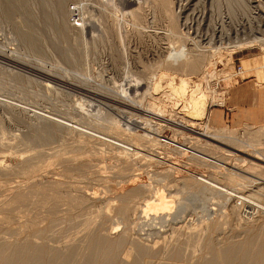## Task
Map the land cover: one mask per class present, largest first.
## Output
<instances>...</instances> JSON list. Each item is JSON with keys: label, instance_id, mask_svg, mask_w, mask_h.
Segmentation results:
<instances>
[{"label": "rangeland", "instance_id": "obj_1", "mask_svg": "<svg viewBox=\"0 0 264 264\" xmlns=\"http://www.w3.org/2000/svg\"><path fill=\"white\" fill-rule=\"evenodd\" d=\"M177 47L196 73L169 63ZM180 79L187 93L173 95ZM194 85L206 112L193 120ZM256 95L264 0H0V249L30 243L51 264H87L100 236L119 241L117 263L148 247L144 264L174 250L176 264H210L251 237L263 250L264 115H236ZM156 191L169 217L143 216Z\"/></svg>", "mask_w": 264, "mask_h": 264}, {"label": "bare ground", "instance_id": "obj_2", "mask_svg": "<svg viewBox=\"0 0 264 264\" xmlns=\"http://www.w3.org/2000/svg\"><path fill=\"white\" fill-rule=\"evenodd\" d=\"M189 1V0H186ZM24 5V4H23ZM56 5V4H55ZM185 6V5H184ZM22 7V6H21ZM57 8V7H56ZM54 10V9H53ZM54 12V11H53ZM52 13V12H51ZM134 14V13H133ZM49 16V15H48ZM90 16V15H89ZM50 17V16H49ZM54 17V16H53ZM51 19V18H50ZM23 23V22H22ZM23 30V29H22ZM221 30V29H220ZM219 31V30H218ZM27 32V31H26ZM25 33V31L23 32ZM21 34V32H20ZM254 41V40H253ZM259 42V41H258ZM174 43V42H173ZM174 45V44H173ZM177 45V44H176ZM247 46V45H246ZM171 47V46H170ZM262 49V48H261ZM173 50V51H172ZM168 52L167 57L170 61L169 63L172 65H176V69L181 70L183 72L192 74V73H196L197 69H198V62L196 58H192L190 56H187V53H185V51L183 49L180 48H176V49H172ZM162 53V52H161ZM166 54V53H165ZM198 55V54H197ZM196 55V56H197ZM195 56V55H194ZM224 59V58H223ZM169 68V67H168ZM172 68V67H171ZM184 74V73H183ZM168 85V89L173 93V95H177V96H181L184 95L185 93H187L186 91V82L183 79H180L179 84H175L170 82ZM155 86V85H154ZM160 87V85H158ZM158 86L156 85L154 87V90L157 91ZM197 87V86H196ZM199 88H195V85L192 89H190V93H189V98H188V102H187V117H191L193 120L197 119L198 117H200L202 114L205 115L206 112V105H204V101H205V94H203L201 91H198ZM161 90V89H160ZM81 91V90H80ZM149 93V92H148ZM156 93V92H155ZM187 95V94H186ZM156 107V105H155ZM185 107V105H184ZM133 124V123H132ZM191 124V123H190ZM194 124V123H193ZM194 127V126H193ZM209 132V131H208ZM204 135H207L204 132ZM208 136H211L213 138H222L224 137L222 132H210L208 134ZM147 137V136H146ZM145 137V138H146ZM227 137V136H226ZM225 138V137H224ZM132 139V138H131ZM150 139H152L150 137ZM133 140V139H132ZM115 144V143H113ZM121 146V145H120ZM189 146V145H188ZM192 146V145H191ZM212 147V146H211ZM132 150V149H131ZM186 151V150H185ZM222 152V151H221ZM138 153V152H137ZM194 153V152H193ZM192 153V154H193ZM202 155V154H201ZM227 155V154H224ZM229 155V154H228ZM198 157V155H197ZM201 157V156H199ZM220 157V156H219ZM103 167V166H102ZM36 175V174H35ZM135 175V174H134ZM170 175V174H169ZM34 177V176H33ZM203 178V177H202ZM197 179V178H196ZM73 181V180H72ZM201 181V180H200ZM204 181V180H203ZM27 182V181H26ZM61 182V181H60ZM206 182V181H205ZM207 183V182H206ZM175 184V183H174ZM196 184V183H195ZM209 187L211 186V189L215 188L219 191H225L228 192L227 190L223 189V187H219L217 185H215L214 183L209 182L207 184ZM17 187V186H16ZM19 187V186H18ZM163 187V185H162ZM203 189L205 188L204 186H202ZM262 188V187H261ZM140 189V188H139ZM258 191V190H257ZM256 191V192H257ZM260 191V188H259ZM258 191V192H259ZM262 191V190H261ZM260 191V192H261ZM157 192V191H156ZM163 191H159V193L157 192L156 194V198L153 199V201L150 202H146V204H144V207L142 209L143 212V216L144 217H148L147 215H162L163 216H168L167 214L171 213L173 209V201H171V199L167 198L168 196H165V194H163ZM231 194V193H230ZM172 196V195H171ZM169 196V197H171ZM233 196V195H232ZM243 196V195H242ZM252 196V195H251ZM250 196V197H251ZM174 197V196H173ZM238 198V200L240 199L241 201L245 202L244 197L241 196H235ZM17 199H20V197H18ZM177 199V198H176ZM179 199V198H178ZM234 201V200H233ZM252 205V204H251ZM243 206V205H242ZM256 206V205H255ZM252 207V206H251ZM242 208V207H241ZM250 209V208H249ZM122 210V209H121ZM139 210V209H138ZM141 211V210H140ZM251 212V211H250ZM159 213V214H158ZM155 217V216H154ZM158 217V216H157ZM169 217V216H168ZM167 217V218H168ZM3 218V217H2ZM141 218V217H140ZM166 218V217H165ZM163 218V219H165ZM238 218V217H237ZM147 219V218H146ZM180 219V218H179ZM167 220V219H166ZM240 220V219H239ZM18 221V220H17ZM180 221V220H179ZM172 223V222H171ZM176 223V222H175ZM119 226V225H118ZM264 227V226H263ZM88 228V227H87ZM179 228V227H178ZM86 230V229H85ZM88 230V229H87ZM176 231V230H175ZM85 233V232H84ZM263 233V234H262ZM261 234H258V236L256 237H262V239H264V230ZM88 234V232L86 233V235ZM105 235V234H104ZM103 235V236H104ZM255 235V234H254ZM110 236V235H107ZM113 237V236H112ZM111 237V238H112ZM102 237L100 236V238H93L92 241L89 242V234H88V240L87 243L89 242L90 244H88L87 246L90 245V249L88 250V254L87 256V264H144L145 262L141 261L140 255L142 256H147V254L149 253L150 250H147L146 248L145 251H139L136 255V259H134L135 257L134 254L132 255L131 250L124 253V256L122 257V262L120 261L119 263L115 262V257H116V261L117 260V255L114 257V252H116V242L117 244H119V241L117 240L116 242L114 240H108V239H101ZM108 238V237H107ZM253 238V237H251ZM247 239L246 241L244 240V242H238V244H232L231 245L228 244V246L226 248H220L217 250H213L211 254H210V258L208 259L210 264H233L234 262H236L237 264H264V249H261V244L259 245L257 242V240L255 239ZM86 239V238H85ZM115 239V237L113 238ZM257 239V238H256ZM91 240V239H90ZM174 240V239H173ZM260 240V239H258ZM179 241V240H178ZM264 241V240H263ZM262 241V243H263ZM14 242V241H13ZM32 242V241H31ZM180 242V241H179ZM237 242V241H236ZM27 243V242H26ZM29 243V242H28ZM17 244V243H16ZM25 244V243H24ZM30 244V243H29ZM29 244H28V248L27 246H16L14 247V249L12 248V252L10 251H6V252H10V253H6L4 251H2L0 249V264H51L53 263L51 261L50 258L46 259L45 261L41 260L40 256H41V250L38 247H30L29 248ZM158 244V243H157ZM169 244V243H168ZM177 244V243H176ZM18 245V244H17ZM33 245V244H32ZM120 245V244H119ZM263 245V244H262ZM15 246V245H14ZM74 246V245H73ZM138 246V245H135ZM140 246V245H139ZM156 246V245H154ZM162 246V245H161ZM165 246H167L165 244ZM6 247V246H5ZM154 248V247H153ZM206 248V247H205ZM209 247H207L208 249ZM9 249V248H8ZM139 249V248H138ZM137 249V251H138ZM144 249V247H143ZM151 249V248H150ZM156 249V248H155ZM170 248H168L169 250ZM175 249V247H174ZM116 250V251H115ZM136 250V249H135ZM178 250V249H177ZM44 251V250H43ZM47 251V250H46ZM69 251V250H68ZM152 252H154V249H151ZM150 251V253L152 254V252ZM159 251V250H158ZM162 251V250H161ZM171 251V250H170ZM208 251V252H209ZM48 252V251H47ZM61 252V251H60ZM165 252V251H164ZM167 252V251H166ZM173 252V251H172ZM170 255H168L170 252L168 251L167 255L169 256V260L164 258V260L167 262V264H176L175 262H177V260L179 261V257L180 255L175 253L176 251L174 250V253H172ZM178 252V251H177ZM59 254V252H58ZM62 254V253H61ZM60 254V255H61ZM46 255V254H45ZM152 256V255H151ZM167 256V257H168ZM132 258V259H131ZM146 259V258H145ZM144 259V260H145ZM149 259V258H148ZM168 260V261H167ZM147 261V260H146ZM170 261V262H169ZM78 262V261H77ZM97 262V263H96ZM164 262V261H163ZM166 262L164 264H166ZM205 262H208L207 260H205ZM66 263V259L65 257H63V259L59 260V263L57 264H65ZM147 263V262H146ZM179 263V262H178ZM184 263V262H183ZM203 263V262H202ZM159 264H163V263H159ZM180 264V263H179ZM205 264V263H204Z\"/></svg>", "mask_w": 264, "mask_h": 264}, {"label": "crops", "instance_id": "obj_3", "mask_svg": "<svg viewBox=\"0 0 264 264\" xmlns=\"http://www.w3.org/2000/svg\"><path fill=\"white\" fill-rule=\"evenodd\" d=\"M242 89L238 90H234L235 92H232V96H236L238 93H240ZM256 94V93H255ZM254 94H251V96ZM253 97V96H252ZM256 97L258 98V100H255V104H256V109L253 112H247V111H242L241 113H237L236 115L242 116L245 115V119L248 120H252V121H261L263 119V115H264V99H260L257 95ZM246 102H250L251 101V97L250 95L247 96L246 98ZM249 104V103H248ZM223 112V111H222ZM223 116V113H220L219 111L216 112H212V124L213 125H217L220 123V121H222L221 117Z\"/></svg>", "mask_w": 264, "mask_h": 264}]
</instances>
